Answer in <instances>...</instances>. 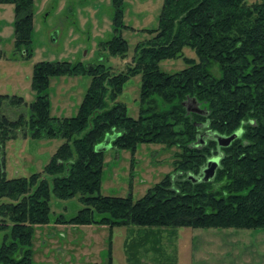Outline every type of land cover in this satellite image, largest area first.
<instances>
[{"label":"trees","instance_id":"16d2710c","mask_svg":"<svg viewBox=\"0 0 264 264\" xmlns=\"http://www.w3.org/2000/svg\"><path fill=\"white\" fill-rule=\"evenodd\" d=\"M0 3L13 4L14 44L23 58L30 57L34 0ZM112 5L113 35L101 48L125 58L123 0ZM147 31L152 36L136 44L124 71L113 73L102 61H39L31 79L32 103L0 94V230H9L0 244V264H32L33 226L49 223L51 194L78 195L83 204L55 223L105 225L110 231L142 227L147 233L140 245L153 237L154 227L264 229V0H164L158 26ZM183 47L197 60L184 57ZM179 57L185 68L159 70L160 61ZM137 74L139 112L133 118L117 97ZM60 75L90 76L74 116L50 115L49 78ZM157 98L169 107L159 109ZM187 100L204 112L188 111ZM206 132L212 136L203 137ZM214 133L237 136L220 146ZM18 137L64 141L41 172L7 177L5 145ZM142 143L176 146L173 170L136 200L131 194H100L105 147L134 151ZM212 157L219 158L214 176L195 181Z\"/></svg>","mask_w":264,"mask_h":264},{"label":"rangeland","instance_id":"374dc122","mask_svg":"<svg viewBox=\"0 0 264 264\" xmlns=\"http://www.w3.org/2000/svg\"><path fill=\"white\" fill-rule=\"evenodd\" d=\"M164 0H123L121 36L127 41L125 58L109 55L101 43L113 35L112 0H34L32 53L22 57L14 44V6L0 3V94L21 95L26 105L35 100L31 79L39 61L68 60L92 64L99 61L111 72L132 64L138 42L149 39L147 30L158 26ZM260 0H248L253 3ZM183 56L197 60L195 52L183 47ZM183 57L164 59L159 70L173 73L185 68ZM218 75V74H217ZM90 82L88 75H60L49 78L47 88L51 116H74ZM141 75L130 77L117 101L136 118L139 112ZM159 109L169 104L157 98ZM188 111H201L199 103H185ZM28 111V109H27ZM203 137H211L206 132ZM111 137V135H107ZM214 138V137H213ZM63 139L15 138L5 145L7 177L41 172ZM176 146L142 143L134 151L104 149L100 194L141 198L174 168ZM50 221L33 226L32 264H264V229L234 227H154L153 237L139 241L147 229L138 226L57 224L59 215L70 218L83 207L78 195L59 199L51 194ZM101 215L95 213L98 218ZM9 230H0V244ZM142 236V237H141ZM146 236V235H145ZM135 238V239H134Z\"/></svg>","mask_w":264,"mask_h":264},{"label":"water","instance_id":"95a60500","mask_svg":"<svg viewBox=\"0 0 264 264\" xmlns=\"http://www.w3.org/2000/svg\"><path fill=\"white\" fill-rule=\"evenodd\" d=\"M237 136L236 133H233L229 136H222L219 135L217 133L213 134V137L217 140L218 145L220 146H227L229 145V143ZM219 164V158L218 157H212L209 158L206 162V165L204 166V168L202 169V176L200 178H194L193 179L196 180H210L214 174L215 171L218 167Z\"/></svg>","mask_w":264,"mask_h":264}]
</instances>
